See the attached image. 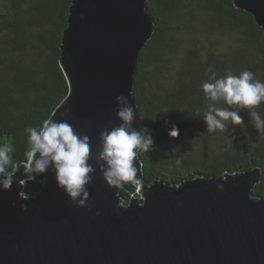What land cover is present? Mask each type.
I'll use <instances>...</instances> for the list:
<instances>
[{"label":"water","instance_id":"1","mask_svg":"<svg viewBox=\"0 0 264 264\" xmlns=\"http://www.w3.org/2000/svg\"><path fill=\"white\" fill-rule=\"evenodd\" d=\"M146 2L72 0L69 6L60 45L69 90L49 118L89 136L93 153L100 132L121 123L117 96L128 98L133 127L142 129L135 75L155 25ZM234 4L252 13L264 32V0ZM138 160L139 194L131 185L109 188L90 159L95 174L85 207L58 187L51 168L37 176L31 199H22V166L11 191L0 188V264H264V195L254 193L260 166L180 183L149 182ZM122 189L130 193L128 202Z\"/></svg>","mask_w":264,"mask_h":264},{"label":"trees","instance_id":"2","mask_svg":"<svg viewBox=\"0 0 264 264\" xmlns=\"http://www.w3.org/2000/svg\"><path fill=\"white\" fill-rule=\"evenodd\" d=\"M71 3L0 0V143L7 140L11 144L14 163L26 158L25 129H39L68 93L60 45ZM146 4L155 25L151 39L140 51L134 89L144 118L141 131L147 130L154 141L150 151L139 155L146 179L180 183L185 177L216 176L260 166L261 181L254 193L264 195V133L251 123L248 109L241 115L243 124L232 127L231 139L209 151L205 143L191 140L188 135L192 133L185 128L187 119L180 116L183 112L195 117L198 110L207 109L210 101L202 84L212 75L209 67L216 78L247 69L264 82V32L254 15L238 8L234 0H147ZM184 31L193 37L181 49L178 77L168 89L163 81L150 78L149 66L156 58L166 59L175 45L174 33ZM222 38L232 42L226 50L216 47ZM205 42L207 48L202 45ZM255 111L264 118V102ZM173 127L179 130L177 137L169 135ZM202 151H206L205 157L192 158L193 153ZM38 189L36 182H29L24 191L33 194ZM121 191L128 202L130 193Z\"/></svg>","mask_w":264,"mask_h":264},{"label":"clouds","instance_id":"3","mask_svg":"<svg viewBox=\"0 0 264 264\" xmlns=\"http://www.w3.org/2000/svg\"><path fill=\"white\" fill-rule=\"evenodd\" d=\"M208 71L212 75L208 82L202 84L205 98L210 101L203 115L207 132L225 130L227 121L242 125L239 111L248 109L251 123L260 133H264V118L255 111L264 102V82L256 79L255 74L247 69L238 75L229 73L221 78H216L211 67ZM116 104L115 114L121 123L111 129L105 127L100 132V146L96 153L92 152L89 136L79 135L66 120L57 122L53 118L45 119L39 129H25L28 148L26 158L21 162H13V148L7 140L0 143V188L11 191L17 183L16 174L22 166L25 178L19 180V183L25 187L51 168L58 187L77 206L85 207L90 200L86 186L92 182L95 174V168L89 163L91 159L99 166L109 188L120 189L131 185L135 193L139 194L142 184L141 179L137 178L138 168L134 161L138 160L141 152L150 151L154 141L147 130L138 132L133 127L136 119L134 108L126 96H117ZM225 104L228 107L221 106ZM235 106L239 110H230ZM169 135L177 137L179 130L173 127ZM218 188L222 190V186L218 185ZM19 196L29 200L32 195L22 190ZM140 198L143 199V196ZM27 208V204L21 205L23 211H27Z\"/></svg>","mask_w":264,"mask_h":264},{"label":"rangeland","instance_id":"4","mask_svg":"<svg viewBox=\"0 0 264 264\" xmlns=\"http://www.w3.org/2000/svg\"><path fill=\"white\" fill-rule=\"evenodd\" d=\"M36 1V0H34ZM203 31L206 29V26L202 27ZM193 34H189L188 31H184L183 33H174V38L176 41H174V47L173 49L167 52V56L165 59V56L156 58L149 66L150 71V78H158L159 80L163 81L167 86L172 87L175 83L177 76V69L179 64V58L181 56V49L184 47H187L189 44V39L192 38ZM198 36V35H197ZM199 42L200 40L197 39ZM218 44L216 47L219 50H226L232 42L228 41V39H218ZM171 43V42H170ZM209 44V43H208ZM208 44L203 43V47L207 48ZM210 46V45H209ZM207 51V49L205 50ZM204 51V52H205ZM156 91H160V89H156ZM223 107H228V105H221ZM230 110H239L238 106H235L233 109ZM247 109H240L239 115L241 116L243 112H245ZM207 111V109L203 111H199L196 113L195 117H190L186 113L182 112L181 118L182 120L187 119L185 121V128L192 133V135H188L193 142H201L205 143L207 146V151L210 149H218L220 144H223L229 139H231V131L233 130L232 127H236L237 125L231 124V121L225 122L227 127L225 130L220 131L217 130L215 132H207V126L205 121L203 120V115ZM173 117H170L169 119H163V120H171ZM241 147V146H240ZM222 150L219 153H221ZM206 151H202L199 154L193 153L192 158L197 159L200 156L205 157ZM229 153V152H228Z\"/></svg>","mask_w":264,"mask_h":264}]
</instances>
